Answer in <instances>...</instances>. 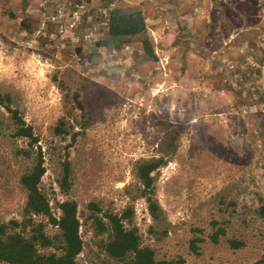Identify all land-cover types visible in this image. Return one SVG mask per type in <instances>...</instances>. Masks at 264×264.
<instances>
[{
    "label": "rangeland",
    "instance_id": "374dc122",
    "mask_svg": "<svg viewBox=\"0 0 264 264\" xmlns=\"http://www.w3.org/2000/svg\"><path fill=\"white\" fill-rule=\"evenodd\" d=\"M113 8L144 14L157 61L144 60L142 37L119 50L98 45ZM0 91L15 95L39 137L41 187L53 217L56 201L66 199L56 178L70 142L53 129L62 118L74 124L79 93L84 106L97 107L86 130L75 126L68 150V198L80 209L91 201L114 212L133 205L145 235L146 204L124 189L135 183L136 161L160 155L170 125L179 130L178 149L157 174L155 192L174 231L172 245L191 228L209 230L225 199L236 203L231 230L246 245L232 251L203 244V256L190 264L264 257V222L253 219L264 200V0H0ZM10 140L0 139V222L20 220L25 201L18 185L25 165L13 157L25 143ZM92 238L82 235L95 251Z\"/></svg>",
    "mask_w": 264,
    "mask_h": 264
},
{
    "label": "trees",
    "instance_id": "16d2710c",
    "mask_svg": "<svg viewBox=\"0 0 264 264\" xmlns=\"http://www.w3.org/2000/svg\"><path fill=\"white\" fill-rule=\"evenodd\" d=\"M104 37L101 47L119 50L131 37H142L141 47L146 61H157L151 41L146 36L147 22L138 10L124 11L119 8L106 11ZM76 53L82 56L81 48ZM74 95L76 109L80 114L71 124L60 119L53 129L54 137L70 142L64 146L65 159L60 163L56 183L59 192L66 197L55 203L59 211L53 217L46 193L41 184L46 173L39 137L26 124L14 94L0 91V139H11L13 143L23 141L25 146L15 147L13 157L25 165L18 177V185L25 194L20 220L0 222V264H190L203 256V244L223 245L232 251L241 250L246 245L243 236L231 230L234 224L236 203L225 199L216 205V214L209 222V230L191 228L190 235L176 241L171 236L163 209L156 198L155 182L159 171L174 158L178 149L179 130L166 125V135L159 146L160 155L150 159H140L133 165L135 183L125 187L133 191V199L144 200L151 223L140 232L135 222L133 205H126L119 212L104 209L100 203L91 201L82 209L74 199H69L73 187L72 163L68 157L69 147L76 140L78 132L86 130L93 120L92 112L97 107H86ZM100 102L105 100L100 98ZM253 219L264 222V200L259 199ZM248 224L245 219L242 220ZM54 228L53 233L47 228ZM81 228L83 230H81ZM90 233L91 244L84 242L82 235ZM87 251L85 252V250ZM83 254L84 259L79 260ZM264 257L252 264H263Z\"/></svg>",
    "mask_w": 264,
    "mask_h": 264
}]
</instances>
